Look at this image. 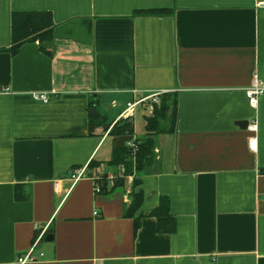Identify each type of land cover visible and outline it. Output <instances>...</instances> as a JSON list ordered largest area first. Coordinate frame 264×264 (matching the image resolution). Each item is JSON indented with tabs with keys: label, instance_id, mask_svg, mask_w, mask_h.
<instances>
[{
	"label": "crops",
	"instance_id": "1",
	"mask_svg": "<svg viewBox=\"0 0 264 264\" xmlns=\"http://www.w3.org/2000/svg\"><path fill=\"white\" fill-rule=\"evenodd\" d=\"M36 11L53 16L50 54L39 41L11 54L12 14ZM256 76L264 0H0V264H264V94L256 107L246 95ZM156 91L176 94L175 125L163 121L152 163L114 187L110 131ZM93 107L105 123L91 128ZM153 110L135 107V139ZM253 120L256 134L239 125ZM162 197L172 234L151 215Z\"/></svg>",
	"mask_w": 264,
	"mask_h": 264
},
{
	"label": "trees",
	"instance_id": "2",
	"mask_svg": "<svg viewBox=\"0 0 264 264\" xmlns=\"http://www.w3.org/2000/svg\"><path fill=\"white\" fill-rule=\"evenodd\" d=\"M158 12V11H157ZM162 13V12H160ZM54 21L51 12H15L12 14V47L11 54L18 53L20 47L26 42L39 41L41 49L50 54L45 45L52 41ZM171 111L170 116L168 115ZM177 98L176 94H164L160 99V104L154 105L153 114L146 118V136L143 139H135L134 123L130 118L120 119L111 129L110 135L115 141L121 136H133L132 142L136 149L129 145L115 147L112 159L108 165L123 168L122 174H117L114 178V187L124 186L126 177L143 171L145 167L152 163L154 159L155 137L164 132L163 121L169 120L170 127L175 125L177 119ZM104 120L99 116L91 117V128L104 124ZM110 126L107 127V129ZM170 130V129H169ZM167 132V131H166ZM101 163L92 161L90 168H98ZM106 177L98 178L100 192L106 189ZM134 184H138L137 181ZM143 193L138 192L133 195L132 203L127 211V216L133 217L143 203ZM158 221V231L160 233L172 234L176 231V218L170 212V199L162 197L157 208L152 213ZM140 221L135 220V231H138Z\"/></svg>",
	"mask_w": 264,
	"mask_h": 264
},
{
	"label": "built area",
	"instance_id": "3",
	"mask_svg": "<svg viewBox=\"0 0 264 264\" xmlns=\"http://www.w3.org/2000/svg\"><path fill=\"white\" fill-rule=\"evenodd\" d=\"M164 94H167V92L166 91L152 92L151 94H149L144 99H142V100H140L138 102H135V103L128 104V107L124 111L122 116L126 115L125 116L126 118H133L135 116V107L137 105H140L142 102H145V101H148V100H151V103L153 105L160 104V99H161V97ZM263 94H264V80H261V79L258 78V76H256L254 81H253V83H252V85L249 88H247V90H246V95H247V98H248L249 105L252 106V107H256L258 105L260 96H262ZM33 98L38 100V101L44 102V103H47V102L50 101V97L46 93H34L33 94ZM248 130L250 132H252V133H255V134L258 132V124H257V122L255 120H253V121H251L249 123ZM128 144H129V146H131L134 149H136V145L133 142H129ZM256 148H257V138H256V136H253V137L250 138V149L252 151H255ZM86 174H87L86 173V168L85 169H81V170H77V171H74L71 174V178L70 179H71V181L74 184L77 181H79L81 178L85 177ZM114 178H115V176H111L110 177V181H111L112 184L114 183ZM96 189L99 192L100 191V186L97 185ZM95 214H97V212H95ZM43 234H44V232L39 236L37 242L41 239ZM37 242H36V244H37ZM35 245H34V247H35ZM33 249L34 248L31 249L29 255L23 260V262H25V261H27L29 259L30 260H34V258H32Z\"/></svg>",
	"mask_w": 264,
	"mask_h": 264
},
{
	"label": "water",
	"instance_id": "4",
	"mask_svg": "<svg viewBox=\"0 0 264 264\" xmlns=\"http://www.w3.org/2000/svg\"><path fill=\"white\" fill-rule=\"evenodd\" d=\"M90 113L93 115V116H97V109L96 108H92L90 110ZM240 126H248L249 125V122L245 121V122H240L239 124ZM133 140V136H121L119 137L117 140H116V147H124L126 145V143H129ZM53 239V236L52 235H49L47 236V240H52Z\"/></svg>",
	"mask_w": 264,
	"mask_h": 264
},
{
	"label": "rangeland",
	"instance_id": "5",
	"mask_svg": "<svg viewBox=\"0 0 264 264\" xmlns=\"http://www.w3.org/2000/svg\"><path fill=\"white\" fill-rule=\"evenodd\" d=\"M109 122H111V120ZM144 124H145V122H144V118L143 117L142 118H137L135 120L137 137H143V135L145 134V126H144ZM163 127H164V124H163Z\"/></svg>",
	"mask_w": 264,
	"mask_h": 264
}]
</instances>
